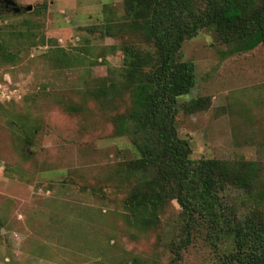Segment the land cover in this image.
Returning <instances> with one entry per match:
<instances>
[{
	"label": "rangeland",
	"instance_id": "1",
	"mask_svg": "<svg viewBox=\"0 0 264 264\" xmlns=\"http://www.w3.org/2000/svg\"><path fill=\"white\" fill-rule=\"evenodd\" d=\"M13 1L23 10L0 0V28L18 54L0 61V264H219L231 245L212 244L205 225L186 239L175 200L153 226L128 207L141 155L114 128L130 98L96 94L124 65L125 44L152 50L128 32H106L108 22L124 28L138 2ZM227 48L205 28L184 42L181 59L195 62L197 81L178 99V132L195 159L256 162L263 189L264 44ZM197 98L200 108L182 107ZM245 199L230 186L222 201L243 216Z\"/></svg>",
	"mask_w": 264,
	"mask_h": 264
},
{
	"label": "trees",
	"instance_id": "2",
	"mask_svg": "<svg viewBox=\"0 0 264 264\" xmlns=\"http://www.w3.org/2000/svg\"><path fill=\"white\" fill-rule=\"evenodd\" d=\"M136 1L139 12L132 6L133 16L127 15L122 24L125 29L108 22L106 32L109 36L128 32L152 45V50L125 44L124 65L111 71V80L96 94L117 98L125 91L130 98L127 112L115 121L114 132L130 136L141 155L133 166L131 215L138 224L157 225L161 212L175 200L182 209L186 239L205 225L212 244L218 247L227 241L231 245L220 254L219 264H264V188H257L258 165L247 160L195 159L190 140L180 137L177 127L178 99L189 94L197 81L195 62L181 59L184 42L205 28L228 45L225 55L255 49L264 44V0ZM39 41L47 44L45 36ZM11 47L0 28V61L17 59ZM56 53L58 61H67L63 48ZM200 103L197 98L182 107L194 110ZM230 186L246 194L248 209L243 216L236 205L222 201Z\"/></svg>",
	"mask_w": 264,
	"mask_h": 264
},
{
	"label": "water",
	"instance_id": "3",
	"mask_svg": "<svg viewBox=\"0 0 264 264\" xmlns=\"http://www.w3.org/2000/svg\"><path fill=\"white\" fill-rule=\"evenodd\" d=\"M5 2L7 3V5H11L13 7V11L16 12V13H19L20 11L23 10L22 7L18 6V4L13 1V0H5ZM33 6L32 5H28L24 8V10H32Z\"/></svg>",
	"mask_w": 264,
	"mask_h": 264
},
{
	"label": "flooded vegetation",
	"instance_id": "4",
	"mask_svg": "<svg viewBox=\"0 0 264 264\" xmlns=\"http://www.w3.org/2000/svg\"><path fill=\"white\" fill-rule=\"evenodd\" d=\"M7 5V4H6ZM8 9H12L13 10V7L12 6H8Z\"/></svg>",
	"mask_w": 264,
	"mask_h": 264
}]
</instances>
